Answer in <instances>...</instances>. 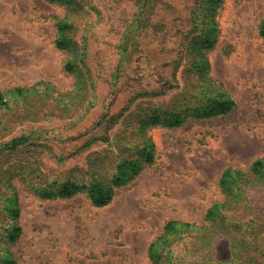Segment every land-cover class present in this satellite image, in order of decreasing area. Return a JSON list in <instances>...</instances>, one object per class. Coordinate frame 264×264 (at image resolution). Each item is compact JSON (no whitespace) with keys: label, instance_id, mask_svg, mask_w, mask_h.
Here are the masks:
<instances>
[{"label":"rangeland","instance_id":"obj_1","mask_svg":"<svg viewBox=\"0 0 264 264\" xmlns=\"http://www.w3.org/2000/svg\"><path fill=\"white\" fill-rule=\"evenodd\" d=\"M262 28L264 0H0V145L28 137L0 148V264H154L169 221L158 264H264Z\"/></svg>","mask_w":264,"mask_h":264},{"label":"trees","instance_id":"obj_2","mask_svg":"<svg viewBox=\"0 0 264 264\" xmlns=\"http://www.w3.org/2000/svg\"><path fill=\"white\" fill-rule=\"evenodd\" d=\"M70 28L71 26L67 23L58 24V30L60 33H62L60 38L58 39V45L60 47H65L67 45L68 39L67 37H65L63 32ZM260 33L261 35L264 36V28L261 29ZM214 40L215 38L205 36V39L203 40V42L206 43L207 46H211L213 45ZM68 67L69 69H72L71 66H68ZM233 105H234V101L232 99L215 100L213 105L205 109L203 113L200 112L199 115L200 116H210V115H215L219 113H225L229 109H231ZM160 121H161L160 116L154 112L150 117V122L156 123ZM163 121L167 122V124L169 125H180L182 123V120L180 118H175V119L170 118L169 120L164 119ZM26 137L27 136H20V137L14 138L9 142L1 144L0 148L1 147H7V148L17 147L18 145L22 143L24 139H26ZM262 167H264V161L256 160L253 164V171L259 172ZM25 172L33 173V174H36L37 176H40L42 174V170H40L39 168H35L33 166H31L30 169H28L27 167L25 170H23L22 173H25ZM235 173L239 174V172H235L232 168L226 169L223 172L222 177L220 179L222 187H226L227 183L230 181V179L234 177ZM124 182H125V179L120 177L107 185H104L102 183H93L91 185H87V184H80L78 182L67 179L66 181L62 182V184L57 188L55 192L45 190V195L48 197L55 196V195L71 196L79 191L87 190L92 203L95 206L100 207V206L107 205L111 201L113 197V193H114V187L121 186L122 184H124ZM14 212L18 213L19 208H14ZM219 214H220L219 205H214L209 210L208 217H215V216H218ZM176 224L177 222L175 221H169L167 225L165 226V234L169 230H172L176 226ZM20 232H21V228L19 226L14 227L12 233L9 234V238L12 240H15L20 234ZM164 235L159 237L156 241H153L149 246V249H148L149 257L154 264H158V254L156 252V247H157L159 240H161L164 237ZM5 264H17V260L8 259V260H5Z\"/></svg>","mask_w":264,"mask_h":264}]
</instances>
